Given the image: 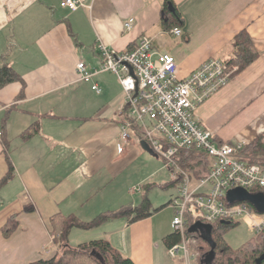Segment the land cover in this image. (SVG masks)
<instances>
[{"label":"crops","instance_id":"0c3cea01","mask_svg":"<svg viewBox=\"0 0 264 264\" xmlns=\"http://www.w3.org/2000/svg\"><path fill=\"white\" fill-rule=\"evenodd\" d=\"M62 1L0 0V68L8 65L18 76L0 88V182L10 163L14 168L13 178L0 186V264H31L55 255L51 220L57 215L89 222L133 210L147 196L139 204L134 197L127 200L137 192L126 181L128 167L148 152L136 129L123 138L126 99L119 78L110 72L89 80L78 75L81 62L89 71L99 69L101 44L124 53L148 36L158 53L175 58L178 77L185 79L205 61L233 59L235 39L247 30L259 59L195 115L219 144L248 145L264 133V0H174L181 16L174 28L166 25L164 0H82L76 11L62 8ZM175 28L183 34L173 35ZM29 130L32 135L25 137ZM198 164L201 174L212 160ZM161 209L152 206L153 214L137 222L115 217L86 232L99 231L95 240L118 249L116 237L129 231L135 247L155 246L160 233L168 252L164 239L174 233L175 211L169 206V220L154 224ZM15 216L17 228L7 237L4 228ZM142 231L143 238L134 237ZM76 232L82 231H71L69 245ZM121 253L141 264L140 255Z\"/></svg>","mask_w":264,"mask_h":264},{"label":"built area","instance_id":"2783aa9c","mask_svg":"<svg viewBox=\"0 0 264 264\" xmlns=\"http://www.w3.org/2000/svg\"><path fill=\"white\" fill-rule=\"evenodd\" d=\"M82 6V0L61 3L62 8L71 11ZM133 24L131 19L125 25L126 30H132ZM172 33L183 34L180 28ZM100 51L103 61L99 69L89 71L81 62L77 66L79 78L89 80L103 72L119 78L126 99L123 138L128 140L130 131L136 129L140 139L164 160L177 187L170 205L175 211L174 232L180 235L181 242L168 249L169 256L183 264H201L195 236L199 234L189 235V229L198 223H244L251 232H261L264 214L248 202L229 203L227 193L238 188L252 194L264 193V166L250 164L241 157L243 144H219L195 115L201 104L231 81L238 67L221 59H210L185 79H179L175 58L158 53L148 36H142L132 50L124 53L104 44L100 45ZM93 88L101 92L97 85ZM193 148L212 160L199 178L178 162L181 151ZM134 191L141 188L135 187Z\"/></svg>","mask_w":264,"mask_h":264},{"label":"trees","instance_id":"16d2710c","mask_svg":"<svg viewBox=\"0 0 264 264\" xmlns=\"http://www.w3.org/2000/svg\"><path fill=\"white\" fill-rule=\"evenodd\" d=\"M170 3L173 5V11L170 8ZM164 13L168 15V28L180 26L181 16L177 10L174 0H164ZM135 47V46H134ZM133 47V48H134ZM234 58L227 61L228 64L238 67L233 77L245 70L260 57L253 38L247 30L241 31L234 42ZM18 79L15 71L8 65L0 68V88L6 84ZM3 135V134H2ZM1 135V136H2ZM32 135V130H29L25 137ZM241 157L247 160L250 164H260L264 166V133L261 134L254 141L244 147L240 151ZM208 155L202 153L198 148L183 150L178 155L179 165L191 173L192 175H203L197 172L198 161L207 160ZM14 176V168L12 164L9 165L7 175L0 182V186L6 184ZM152 204L148 196L143 200V203L133 210H123L110 214H102L94 220L85 222L76 216H62L57 215L52 220L53 236L55 244L58 246V251L55 255L47 259H40L31 264H135L131 259L126 258L113 244L107 240H94L89 243H83L73 248L69 245L70 233L73 229L92 230L112 218L125 216L131 217V222H137L145 219L153 214L151 211ZM30 212L33 209H26ZM239 223L232 222H218L213 225V238L217 243L216 258L212 264H237L242 258H245L248 263L256 264V260L264 254V229L257 234V237L247 242L242 247L234 250L224 239V235L236 228ZM17 228L16 216L11 218L4 228L5 236H9ZM189 235H195L189 233ZM200 243V236L195 235ZM181 242V237L178 233L167 236L164 243L167 249ZM201 244V243H200ZM208 245V244H207ZM204 251L201 254V260L211 251ZM201 252L206 249L202 245L197 247ZM224 258L226 262H224ZM201 262V261H200ZM264 264V261H263Z\"/></svg>","mask_w":264,"mask_h":264},{"label":"rangeland","instance_id":"374dc122","mask_svg":"<svg viewBox=\"0 0 264 264\" xmlns=\"http://www.w3.org/2000/svg\"><path fill=\"white\" fill-rule=\"evenodd\" d=\"M156 154V153H155ZM157 155V154H156ZM202 162H199L201 164ZM198 164V165H199ZM128 168H130L125 174L126 181L131 182V189L138 187L141 188L142 191H137L136 194H129L130 198L127 199L131 203L133 201V197L135 202L139 204L142 202L143 198L147 195L152 203L153 208H162L160 212H158L154 218H152V222L154 224H158L160 222L164 223L167 218L169 220L170 212L166 209L171 203L173 197L177 195V187L175 186L174 180L170 178L169 171L166 168V164L162 158L154 157L148 153H145L141 158L133 162ZM150 185L146 188V185ZM171 211V210H169ZM150 221V220H149ZM148 221V222H149ZM152 222H149L152 225ZM148 224V225H149ZM146 225L144 227H149ZM81 230V229H80ZM82 232H76V236L73 237V242H71V247L75 248L79 244L76 242L87 241L88 243L92 240L98 239L100 235L99 231H89L81 230ZM78 233H81L79 235ZM133 231H129L126 234L119 235L116 237V244L119 249L124 253H130L133 255H140L138 260L141 264H177L178 259H172L167 250L165 249L162 239L160 240V233H158L157 238L159 241L156 242V245H151L149 243H138L139 247L131 246V236H133ZM258 233L251 232L249 227L244 223H239L238 226L230 231H228L224 235L225 241L234 249L237 250L242 247L247 242L253 240L257 237ZM143 238V231L140 233H135L134 237ZM124 237V239H123ZM162 238V237H161ZM126 240V242H125ZM152 242V241H151ZM201 243V244H200ZM199 245L206 247L205 250L201 252V254L205 251H209L210 248L207 247V243L204 240H200ZM118 249V248H117ZM118 249V250H119ZM119 250V251H120ZM120 251V252H121ZM224 262L226 259L224 258ZM237 264H252L248 263L245 258H242L240 262Z\"/></svg>","mask_w":264,"mask_h":264},{"label":"water","instance_id":"95a60500","mask_svg":"<svg viewBox=\"0 0 264 264\" xmlns=\"http://www.w3.org/2000/svg\"><path fill=\"white\" fill-rule=\"evenodd\" d=\"M170 8L173 11V5L171 3ZM141 145L143 149H145L150 155L157 157V155L152 151L147 143L142 142ZM227 200L231 204H234L236 202H248L256 208L258 213L264 214V193L252 194L244 189L238 188L230 190L227 193ZM213 229V225L203 223H198L189 229V233L199 234L200 238L211 247V251L205 256L201 264H212L214 259L216 258L217 243L215 242L212 235ZM263 261L264 254L256 260V264H263Z\"/></svg>","mask_w":264,"mask_h":264}]
</instances>
